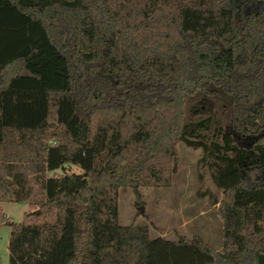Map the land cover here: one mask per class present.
<instances>
[{"label":"trees","instance_id":"obj_1","mask_svg":"<svg viewBox=\"0 0 264 264\" xmlns=\"http://www.w3.org/2000/svg\"><path fill=\"white\" fill-rule=\"evenodd\" d=\"M180 143L222 194L220 252L120 225ZM7 200L30 208L0 207L8 264H264V0H0Z\"/></svg>","mask_w":264,"mask_h":264},{"label":"rangeland","instance_id":"obj_2","mask_svg":"<svg viewBox=\"0 0 264 264\" xmlns=\"http://www.w3.org/2000/svg\"><path fill=\"white\" fill-rule=\"evenodd\" d=\"M179 169L168 188H142V202L129 188H122L119 197V222L121 226L148 227L151 238L163 237L176 241L180 237H199L215 251L222 249V220L218 207L222 194L210 178L207 169L200 168V149L178 145ZM74 173L82 170L69 166ZM61 171L48 173V176L61 175ZM202 176V181L201 177ZM214 198L218 203H213ZM9 223L23 221L30 211L28 203H13L11 200L0 203ZM143 207V213L139 209ZM11 228L0 226V264L9 263V235Z\"/></svg>","mask_w":264,"mask_h":264},{"label":"water","instance_id":"obj_3","mask_svg":"<svg viewBox=\"0 0 264 264\" xmlns=\"http://www.w3.org/2000/svg\"><path fill=\"white\" fill-rule=\"evenodd\" d=\"M139 211H140V213H143V207H141V208L139 209Z\"/></svg>","mask_w":264,"mask_h":264}]
</instances>
